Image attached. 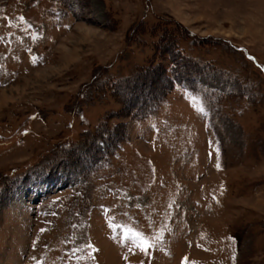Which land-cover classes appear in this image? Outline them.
<instances>
[{
    "label": "rangeland",
    "instance_id": "1",
    "mask_svg": "<svg viewBox=\"0 0 264 264\" xmlns=\"http://www.w3.org/2000/svg\"><path fill=\"white\" fill-rule=\"evenodd\" d=\"M38 262L264 264V0H0V264Z\"/></svg>",
    "mask_w": 264,
    "mask_h": 264
},
{
    "label": "trees",
    "instance_id": "2",
    "mask_svg": "<svg viewBox=\"0 0 264 264\" xmlns=\"http://www.w3.org/2000/svg\"><path fill=\"white\" fill-rule=\"evenodd\" d=\"M172 54L173 55V66H172V76L171 78L168 77V80L170 81L171 83V86L174 85L175 83H180L183 88H185V90L189 93H196L197 92V89H198V85H197V82H196V77L199 76V69H197V63H193L191 61H189V71L188 73H191L193 74L192 76H190V80H181L179 74L180 72L183 73V71H180L179 68H186L187 67V63L186 65H182L181 64V60L184 58L182 55H180V53H178V51L176 52H173ZM178 73V74H177ZM184 74H187V73H184ZM172 79V80H171ZM160 99V96H158ZM141 114H143L142 112H140ZM49 171H51V169H48ZM16 182V184L19 183V180L18 179H15L14 183Z\"/></svg>",
    "mask_w": 264,
    "mask_h": 264
},
{
    "label": "snow or ice",
    "instance_id": "3",
    "mask_svg": "<svg viewBox=\"0 0 264 264\" xmlns=\"http://www.w3.org/2000/svg\"><path fill=\"white\" fill-rule=\"evenodd\" d=\"M41 231H43V229H41ZM137 235L139 236L140 234L137 233ZM141 247L143 248L144 251H148L151 247H153V245L148 240L145 239L143 241ZM38 264H39V262H38Z\"/></svg>",
    "mask_w": 264,
    "mask_h": 264
}]
</instances>
